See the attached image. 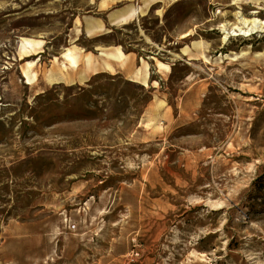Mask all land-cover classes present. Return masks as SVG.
<instances>
[{
	"label": "rangeland",
	"instance_id": "rangeland-1",
	"mask_svg": "<svg viewBox=\"0 0 264 264\" xmlns=\"http://www.w3.org/2000/svg\"><path fill=\"white\" fill-rule=\"evenodd\" d=\"M255 17L0 0V264H264V33L232 36Z\"/></svg>",
	"mask_w": 264,
	"mask_h": 264
},
{
	"label": "bare ground",
	"instance_id": "bare-ground-1",
	"mask_svg": "<svg viewBox=\"0 0 264 264\" xmlns=\"http://www.w3.org/2000/svg\"><path fill=\"white\" fill-rule=\"evenodd\" d=\"M138 14V10H134L132 12V16L136 17ZM254 14H261V12H255ZM241 24L242 27L238 26L234 28L233 34L232 36H243V37H248V36H252L253 34H258V33H264V22L260 21L257 17L253 18V19H246L243 18L241 19ZM226 40V38L224 39V41ZM108 56H111L112 58L116 59V60H122L123 55L121 53L117 54V55H112V54H107ZM67 59L70 61V63L72 65H76V59L74 57H72L71 55H67ZM145 71H148V67L146 65L145 67ZM147 75V73H146ZM25 76L28 77V74L25 73ZM138 77L142 76V73L139 72L137 74ZM29 80V79H28ZM30 81V80H29ZM146 83V81H145Z\"/></svg>",
	"mask_w": 264,
	"mask_h": 264
}]
</instances>
